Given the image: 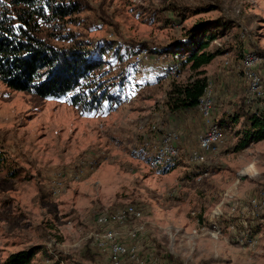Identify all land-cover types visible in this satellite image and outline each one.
Segmentation results:
<instances>
[{"label": "rangeland", "instance_id": "rangeland-1", "mask_svg": "<svg viewBox=\"0 0 264 264\" xmlns=\"http://www.w3.org/2000/svg\"><path fill=\"white\" fill-rule=\"evenodd\" d=\"M71 1L82 10L60 23L65 34L125 48H167L196 26L223 24L214 28L208 50L218 55L202 69L209 88L200 100L213 102L222 142L201 150L209 125L202 105L167 107L172 85L197 73L174 57L150 61L146 49L104 68L116 77L136 62L141 71L112 109L90 115L69 97L41 98L0 80V264L33 247L31 264H113L96 241L107 233L138 253L119 264H264V208L251 204L264 197V140L233 150L251 130L248 112L264 107V0ZM248 52L257 90L242 67ZM229 115L239 122L221 129ZM173 136L178 156L165 151ZM168 161L176 168L164 172ZM89 247L96 262L85 255Z\"/></svg>", "mask_w": 264, "mask_h": 264}, {"label": "trees", "instance_id": "trees-1", "mask_svg": "<svg viewBox=\"0 0 264 264\" xmlns=\"http://www.w3.org/2000/svg\"><path fill=\"white\" fill-rule=\"evenodd\" d=\"M75 2L0 0V80L8 88L33 93L41 98L69 97L71 103L86 115L105 110L107 104L112 109L111 105L121 101L122 93L131 86L132 72H140L141 69H138L139 63L134 62L116 77L101 73L107 65L112 66L114 58L124 64L146 49L150 61L154 57H174L182 68L189 67L197 73L185 84L172 85L167 99L169 111L179 113L199 108L200 100L209 88L202 69L218 55L208 48L219 35L214 28L223 24L213 28L196 26L167 48L151 49L145 44L125 48L112 42L83 41L72 34H65L60 23H65L82 10ZM42 23L53 31L42 29ZM66 43L70 45L65 46ZM231 116L218 122L220 128L227 123L239 122L238 116ZM248 119L251 130L243 132L242 139L233 149L235 152L264 140V107L248 112ZM5 160L0 153V167ZM168 163L164 172L176 168L175 163L172 168L168 167ZM8 174L11 178L18 177L14 169H9ZM249 224L252 226L251 222ZM38 250V247H33L12 254L3 264H31ZM92 252L89 247L85 255L91 262H96L97 255Z\"/></svg>", "mask_w": 264, "mask_h": 264}, {"label": "bare ground", "instance_id": "bare-ground-1", "mask_svg": "<svg viewBox=\"0 0 264 264\" xmlns=\"http://www.w3.org/2000/svg\"><path fill=\"white\" fill-rule=\"evenodd\" d=\"M254 58H255L254 53H251V56L249 54H246L243 61H242V67H243V70L245 72L247 79L250 81L251 88L253 90H257L260 88V78H259V75L254 71ZM200 105H202V107L200 109L201 114L204 116V118L208 121V124H209L210 114L205 113L204 111L208 107H213V102L210 99H208V100H206V102L201 101ZM215 127L218 130H220L217 126H215ZM211 137H212V129H208V132L204 136V139H211ZM173 140H174V136L171 137V139H169V142L165 146V151L169 155L178 156V151H177L176 147L172 146ZM200 148L202 151H205V145L200 144ZM169 150H172V152H174V153H168ZM193 158L196 159L197 156L194 154ZM251 204L253 205V207L262 210L264 208V197L259 196L256 200H252ZM96 241L98 243L99 248L104 247V249H105V247H107L110 259H111L113 264H119L123 257H125V256H131L132 257V256H134V254H132V253H136L134 250L127 249L123 245L119 244L116 241L115 235L112 233H107L105 239L97 238ZM110 245H115V247L110 246ZM118 252H120V254H118ZM117 255H118V257H116L115 259H112V256H117ZM131 259H133V257Z\"/></svg>", "mask_w": 264, "mask_h": 264}, {"label": "built area", "instance_id": "built-area-1", "mask_svg": "<svg viewBox=\"0 0 264 264\" xmlns=\"http://www.w3.org/2000/svg\"><path fill=\"white\" fill-rule=\"evenodd\" d=\"M247 54H249L251 56V52H248ZM180 66H182V65H180ZM171 75H176V69L173 72V74H171ZM261 81L263 82L262 77H261ZM213 107H214V105H213ZM204 112L210 114V122H209V125H205L206 126L205 129H212V137H211V139H204V132H203V134L199 137V144L205 145V151H206V154H207L208 152H212L215 149V144H221L223 135L213 125V122H212V107L206 108ZM168 153H174V152H172V150H169ZM194 153L197 156L196 150L194 151ZM110 246H114L115 247V245H110ZM118 254H120V252H118ZM132 254H138V253H132ZM116 257H118V255L117 256H112V259H115Z\"/></svg>", "mask_w": 264, "mask_h": 264}, {"label": "crops", "instance_id": "crops-1", "mask_svg": "<svg viewBox=\"0 0 264 264\" xmlns=\"http://www.w3.org/2000/svg\"><path fill=\"white\" fill-rule=\"evenodd\" d=\"M98 225L100 226V224H99V219H98ZM101 227H103V226H101ZM97 247V246H96ZM98 248V247H97Z\"/></svg>", "mask_w": 264, "mask_h": 264}]
</instances>
